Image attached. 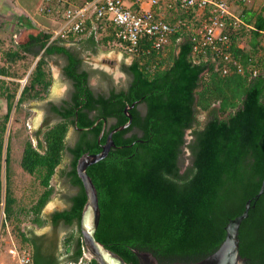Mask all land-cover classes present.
Segmentation results:
<instances>
[{"label": "trees", "instance_id": "16d2710c", "mask_svg": "<svg viewBox=\"0 0 264 264\" xmlns=\"http://www.w3.org/2000/svg\"><path fill=\"white\" fill-rule=\"evenodd\" d=\"M252 28L251 51L238 48L239 33L232 36L231 52L243 65L242 75L221 76L207 63H192L191 43L183 40L171 46L167 58L154 69L152 59L143 66L124 65L123 87L108 84L111 79L102 72L87 70L74 49L59 41L49 43L50 36L42 32L29 33L7 52L6 65L28 57L36 62L18 96L20 87L14 93L0 87V98L6 101L0 120L4 222L11 220L16 202L5 146L14 101L17 98L18 109L25 101L44 99L51 86L47 59L53 56L63 60L62 74L71 85L68 98L48 105L58 121L36 133L42 138L37 147L27 141L21 155L22 171L43 189L30 210L32 224L42 228L49 223L53 233L47 237L18 231L21 244L32 251L33 264L61 263L56 237L60 226L76 229L63 242L67 261L81 257L79 222L86 197L76 173L77 161L100 152L107 134L128 121L124 109L136 101L129 111L130 126L113 134L115 146L107 157L87 168L100 210L96 240L127 264H139L134 250L152 254L159 264H194L219 249L225 226L243 212L264 179V48L260 46L264 17L257 15ZM91 44L96 45L93 40ZM252 66L260 70L256 78L250 77ZM95 75L103 78L98 91L89 85ZM0 76H9L7 66L0 67ZM199 111L208 112L202 125ZM103 121L106 128L98 144ZM70 127L75 139L68 146ZM64 154L70 161L62 177L71 192L64 197L66 208L44 218L42 210L54 194L51 179ZM252 205L239 226V255L245 264H264V191Z\"/></svg>", "mask_w": 264, "mask_h": 264}, {"label": "built area", "instance_id": "2783aa9c", "mask_svg": "<svg viewBox=\"0 0 264 264\" xmlns=\"http://www.w3.org/2000/svg\"><path fill=\"white\" fill-rule=\"evenodd\" d=\"M232 4L233 0H42L37 13L50 23L42 29L50 36L49 43L88 38L139 66L152 59L154 69L171 46L188 40L192 63H207L221 76L242 75L243 65L231 46L243 23ZM168 14L179 17L171 22ZM259 75L252 66L250 77ZM80 242L82 255L71 264L90 261L81 235ZM14 259V264H33L31 249H15Z\"/></svg>", "mask_w": 264, "mask_h": 264}, {"label": "rangeland", "instance_id": "374dc122", "mask_svg": "<svg viewBox=\"0 0 264 264\" xmlns=\"http://www.w3.org/2000/svg\"><path fill=\"white\" fill-rule=\"evenodd\" d=\"M40 0H32L33 6ZM36 7V6H35ZM15 17L10 15L7 11L4 12V17L0 15V67H8L9 76L2 77L0 83L2 90L8 93H14L18 87L17 96L21 88L27 83L28 77L32 72L35 62L31 57L23 60H18L14 64L6 65L5 58L7 52L13 50L17 43L22 42L28 32H38L39 27L27 29L15 23ZM39 28V29H38ZM40 32V31H39ZM240 41L245 42L247 45L250 43L248 35L250 31L240 29ZM67 47L74 49L80 55L86 67L91 71L104 72L112 80L115 87H123L126 84L127 76L123 71V66H128L131 60L124 55L110 50L107 46L78 42L65 44ZM260 46L264 48V35L260 38ZM251 47V46H250ZM169 51V50H168ZM168 51L166 52L167 58ZM63 60L60 57L53 56L47 59L46 70L51 79V86L48 93L44 95V99L40 101H25L18 109L14 107L11 111L7 130L5 134V146L9 147L10 163H9V176L10 188L16 202L14 204V214L9 222L3 221V215H0V264H14V250L27 247L22 245L18 236V231L31 232L36 236H52V227L47 223L44 227L38 228L32 224L33 215L31 207L43 191L39 186L38 181L22 171L20 167V160L24 144L30 141L34 147H37L38 142L42 140L36 137V133L44 132L46 128L54 125L58 118L49 112V103L58 104L61 100L66 99L69 95L70 83L62 74ZM90 86L98 91L100 87L99 75L90 78ZM214 108H217L215 106ZM6 113V101L0 98V120ZM208 118V112L197 113V119L202 125ZM190 132L186 133V140H190ZM74 130L69 128L66 135V145H71L74 141ZM187 155V152H186ZM69 156L64 154L60 165L57 167L51 185L54 187V194L50 201L54 203V207L47 210V205L42 210V216L45 218L51 211H61L66 208L64 201L65 195L71 192L65 179L62 177V172L69 164ZM187 162V161H186ZM3 178V186H4ZM74 228H65L60 226L57 229V256L60 264H71L67 261V255L64 253L63 242L67 236L75 232Z\"/></svg>", "mask_w": 264, "mask_h": 264}, {"label": "water", "instance_id": "95a60500", "mask_svg": "<svg viewBox=\"0 0 264 264\" xmlns=\"http://www.w3.org/2000/svg\"><path fill=\"white\" fill-rule=\"evenodd\" d=\"M138 103L139 101H136L124 109V113L128 121L125 124L111 130L107 134L105 143L100 145V152L96 154H86L79 158L76 164V173L82 183L86 197V202L81 211L79 231L83 240L86 256L89 260L97 262V264L127 263L114 252L105 248L104 245L99 243L95 238L100 219V210L98 206L97 191L91 178L87 174V168L107 157L110 149L115 146L112 140L113 134L123 131L130 126L132 116L129 111L132 110ZM99 122L100 120H98L95 125ZM105 128L106 121H103L102 129L98 137V144H100ZM263 191L264 179L261 183L259 192L253 198L246 201L243 212L236 218L230 220L225 226L224 230L226 236L219 249L206 259L194 264H245V261L241 259L239 255V241L237 234L241 222L248 217L250 208L254 206L252 203L256 202V200L262 195ZM134 254L137 257L139 264H159L156 258L150 253L134 250Z\"/></svg>", "mask_w": 264, "mask_h": 264}, {"label": "crops", "instance_id": "0c3cea01", "mask_svg": "<svg viewBox=\"0 0 264 264\" xmlns=\"http://www.w3.org/2000/svg\"><path fill=\"white\" fill-rule=\"evenodd\" d=\"M41 1L42 0L37 2L35 7L33 6L34 3L32 2V0H0V15L1 17H4V12L7 11L8 13H10V15H13L15 17V23H17V25L23 26L27 29H31V27L33 29L39 27V31L42 32V29L49 26L50 23L46 18L38 15L37 13V9L41 4ZM232 10L233 13L238 16L243 23L241 29L245 31H251L253 30L252 25L255 22V17L257 15H261L262 17H264V0H233ZM178 17L179 16L177 14H168L167 20L173 22ZM244 18L249 20V22H246ZM29 33L31 32H28L26 36ZM261 34V37H263L264 31L261 32ZM241 36L242 35H239V37L236 38L238 40V48L244 49L245 51H251L250 43L249 45H247L245 42L240 41V39H242ZM248 37L251 42V33L250 35H248ZM76 42L80 43L81 45L83 43L92 45L91 40L88 38H81ZM53 207L54 203L50 201L47 205V210H50ZM51 213H53V211H51Z\"/></svg>", "mask_w": 264, "mask_h": 264}, {"label": "flooded vegetation", "instance_id": "af4514ba", "mask_svg": "<svg viewBox=\"0 0 264 264\" xmlns=\"http://www.w3.org/2000/svg\"><path fill=\"white\" fill-rule=\"evenodd\" d=\"M78 53V52H77ZM87 70H89V69H87ZM102 73H104V72H102ZM105 74V73H104ZM106 76H108L107 74H105ZM103 78L101 77V76H99V80H102ZM105 82V81H104ZM108 82V81H107ZM108 84H113L112 83V80H111V82H108ZM89 85H90V83H89ZM102 86V85H101ZM104 87H106V85L104 86ZM70 91H71V85H70V90H69V93H70ZM69 96V95H68ZM68 98V97H67ZM60 103H61V101H60ZM59 105V104H58ZM102 145V144H101Z\"/></svg>", "mask_w": 264, "mask_h": 264}]
</instances>
